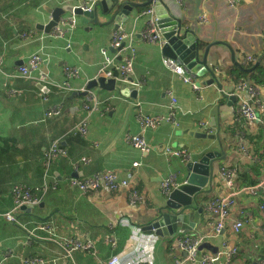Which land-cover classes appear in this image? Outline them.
I'll list each match as a JSON object with an SVG mask.
<instances>
[{
  "label": "crops",
  "instance_id": "1",
  "mask_svg": "<svg viewBox=\"0 0 264 264\" xmlns=\"http://www.w3.org/2000/svg\"><path fill=\"white\" fill-rule=\"evenodd\" d=\"M84 1L0 0V213L13 211L17 217L9 221L0 216V264H26L24 259L31 257L55 264H105L116 254L120 264H175L186 258V252L175 244L185 235L204 237L212 249H200L195 260L180 264H201L204 252L216 254L234 247L238 251L230 262L222 257L215 264H257L264 259V209L259 207L264 190L251 188L264 179V83H256L251 75L239 81L232 72L244 69L251 74L258 65L264 66V0H239L234 6L227 0H161L183 29L196 37L203 52L209 48L207 64L217 71L218 80L197 91L164 64L168 56L162 50L163 39L141 38L149 21L157 22L154 0L132 10L123 8L128 19L116 30L112 23L96 24L95 18L85 23L78 14L77 26L64 37L54 38L51 30L39 27L52 18L50 9L67 3L80 7ZM149 9L153 13H146ZM100 10L105 13L99 8V20L106 21ZM203 13L205 22L199 20ZM72 14L66 12L60 18ZM120 29L129 35L127 44L134 54L127 80L121 69L105 64L103 52L115 54L110 45ZM35 54L43 57L40 70L53 84L36 79L39 70L32 78L20 75L18 66ZM249 55L255 60L247 67ZM70 70L75 75H69ZM103 71H112L115 77ZM187 73L194 77L193 71ZM100 75L115 78L116 87L111 91L88 88L89 81ZM209 78L206 72L197 80ZM243 82L247 87L240 90ZM249 87L258 90L262 103L251 102L257 116L254 120L238 114L240 103L250 100ZM52 107L60 108V114L48 115ZM85 117L89 129L83 134L79 126ZM153 117L162 121L141 125ZM202 127L215 137L195 138L187 133L202 131ZM139 134L151 145L149 151L127 141L129 135ZM56 140L67 152L56 157L46 171L45 153ZM179 149L189 151L191 158L175 155ZM207 152L224 153V159L215 158L213 188L197 197L201 203L247 188L244 197L236 199L224 229L216 233L203 210L192 229L166 237L145 233L142 225L168 198L161 190L163 179L174 173L178 183L183 182L187 164ZM226 169L235 170L234 189L222 174ZM100 171L114 172L128 185L84 191L71 182ZM44 184L41 203L31 211L15 209V186L36 189ZM134 191L140 196L135 202ZM239 219L245 222L235 232L233 224ZM65 239L90 241L94 249H75L68 255L61 246ZM215 247L219 250L213 253Z\"/></svg>",
  "mask_w": 264,
  "mask_h": 264
},
{
  "label": "built area",
  "instance_id": "2",
  "mask_svg": "<svg viewBox=\"0 0 264 264\" xmlns=\"http://www.w3.org/2000/svg\"><path fill=\"white\" fill-rule=\"evenodd\" d=\"M97 0H87L81 4V8L83 10L90 11L93 8ZM155 3L157 0H154ZM180 1V0H178ZM230 6H234L239 0H227ZM146 13H153L152 9L146 11ZM199 20L202 22L206 21V15L203 13L199 16ZM78 23L77 14L73 12L72 15L64 16L59 18L57 24L52 28L50 31L51 35L54 38L64 37L69 30L75 28ZM26 38H29V35L24 34ZM129 35L125 32V30L120 29L113 35V40L110 45L111 48L115 50V54L110 56L106 53L105 54V64L112 65L115 68L121 69L123 72V80H127L128 77L130 78L132 72V59L134 54L129 49L130 46L127 44L129 41ZM141 38L146 41L157 42L162 40V35L160 30L158 29L157 22L153 18L149 21L147 27L141 32ZM264 43V38H263ZM124 44V45H123ZM117 57L121 58L124 62H118L119 60ZM246 64L251 63L255 60V58L251 55L247 56ZM43 61V57L39 54H35L29 58L26 63H22L18 66V71L20 75L23 77L32 78L33 72L35 70H39V75L36 77L41 83L44 84H53V80L50 79L48 74L43 70H40V65ZM164 64L170 70L178 73L183 77L186 82H189L195 91L199 90L200 85L195 81L192 75L187 73L186 68L182 63H180L177 59L171 57L164 58ZM106 76L115 77L112 71H103ZM69 75H75V70H70ZM129 81V80H128ZM247 87L245 82L239 84L238 88L244 89ZM249 99L250 100H243L238 108L239 117H243L248 120L257 119L256 113L254 108L251 105V102H255L258 105H262L260 98L258 97V90L255 87H249ZM173 102H176V99L173 98ZM88 107V106H87ZM48 115H58L60 114V108L52 107L48 110ZM174 114H171L170 119H173ZM162 121L160 117H153L151 119H146L141 122L142 126H154L155 124H159ZM202 126H206L205 123H202ZM89 129V121L88 117H85L84 121L80 124L79 130L85 134ZM127 141L131 143L134 147L139 148L143 151H149L151 149V145L147 142L145 137L141 134L139 135H129ZM168 151L170 149H167ZM66 148L60 144L59 140H56L52 143L50 148L45 153L44 164L46 167V171L49 170V165L51 162L58 156L66 155ZM175 155L182 156L184 160H188L191 158V154L187 150H177L175 151ZM256 159V158H255ZM86 161V158L82 159ZM139 163L135 162L134 165L137 166ZM222 174L226 180L227 185L234 189V176L235 170L233 169H226L222 171ZM71 182L75 185H78L84 191H98L103 186L107 187L109 190H116L120 187L127 186L128 181L123 179H119V177L111 171H100L93 174L91 177H80L77 176ZM178 184V176L176 174H171L168 177H165L161 183V190L164 194L168 195L171 190L176 187ZM47 185L44 184L43 187H38L36 189H32L25 185H17L14 187V198H15V209H21L22 207H29L35 206L42 201L41 192L46 190ZM251 189H262L264 190V179L256 184ZM134 191L132 193L133 202L140 199V196ZM245 193H247V188L242 187L239 189H234L229 195L227 196H216L212 199H208L204 201L203 208L208 213L210 221L214 225V230L216 233H219L225 227V223L227 219L230 217L231 211L233 206L236 204V199L239 197H244ZM259 207L264 209V203H259ZM0 216H3L6 220L9 221H17V217L13 211H6L0 213ZM245 220L239 219L233 224V228L235 232H239L244 225ZM43 228H46L43 226ZM204 237H195L191 235H185L177 238L175 244L177 247H180L183 251L186 252V258L175 261V264H180L184 260L190 259L195 260L199 254L200 246L204 242ZM112 243L114 244V240L111 239ZM61 246L64 248L65 252L69 255L75 249H83L91 251L94 249V245L90 241H79L76 239H65L61 242ZM237 248L234 247L230 251L225 252H217L216 254L210 253H203L200 256L201 264H215L222 257H225L228 262L232 260V258L237 253ZM24 262L26 264H55L51 261H48L43 258L39 257H31L25 258ZM105 264H120V257L119 255H113L109 260L105 262ZM257 264H264V260H259Z\"/></svg>",
  "mask_w": 264,
  "mask_h": 264
},
{
  "label": "water",
  "instance_id": "3",
  "mask_svg": "<svg viewBox=\"0 0 264 264\" xmlns=\"http://www.w3.org/2000/svg\"><path fill=\"white\" fill-rule=\"evenodd\" d=\"M152 0H147L143 3H134L129 0H99L91 11L83 10L81 7H77L73 4L67 3L63 6H58L49 10L52 14V18L48 23L39 24V27L49 32L54 27L60 16L66 12H74L81 15L80 18L83 22L89 23L92 19L96 24L104 22L105 24H114L115 30L118 29L122 21L128 19V14L123 11V8L132 10L135 6H146L150 4ZM110 3V5H109ZM99 8H104V12H101L106 21H100L98 14ZM157 14V24L162 34L164 43L162 50L168 57L177 59L184 65L187 71H193L194 79L199 85H204L218 80V74L216 70L209 67L207 64V55L209 48L206 47L204 52L196 41V37L191 34L187 29H183V25L180 20L171 15L170 11L162 4L161 0L156 1L155 6ZM102 16V17H103ZM111 17L108 19V17ZM124 45V44H123ZM111 50L115 51L113 48ZM242 67L241 65H239ZM253 70V68L249 69ZM206 72L211 75L206 81L199 82L198 76H203ZM41 85V84H40ZM99 86L100 88L111 91L116 87L115 78H106L100 75L94 79H91L88 83V88ZM231 97L237 98L232 95ZM202 131H189L187 132L191 137L195 138H214L215 135ZM216 157L224 159V153L220 156L217 152H207L197 161H190L187 164L188 175L186 179L178 183L174 187L168 198L157 207L155 213L151 216L150 220L146 224L142 225V230L145 233H153L161 237L170 236L179 233L181 230L192 229L200 222L201 214L204 210L201 200L197 199L203 193L212 191L213 188V171L214 161ZM22 209L31 211L33 206L22 207ZM211 248L210 242H203L200 249ZM214 248V247H213ZM219 249L215 247L213 253H216Z\"/></svg>",
  "mask_w": 264,
  "mask_h": 264
},
{
  "label": "trees",
  "instance_id": "4",
  "mask_svg": "<svg viewBox=\"0 0 264 264\" xmlns=\"http://www.w3.org/2000/svg\"><path fill=\"white\" fill-rule=\"evenodd\" d=\"M250 65H252V64L251 63H248L246 66L247 67H250ZM232 73H233V76L236 79H239V81L240 80H243V79H247V78L250 79V75H251L252 76V79L256 83H264V66L263 65H258L256 67V69L251 74H249L248 72H246L244 69H234ZM261 260H264V259H261Z\"/></svg>",
  "mask_w": 264,
  "mask_h": 264
},
{
  "label": "rangeland",
  "instance_id": "5",
  "mask_svg": "<svg viewBox=\"0 0 264 264\" xmlns=\"http://www.w3.org/2000/svg\"><path fill=\"white\" fill-rule=\"evenodd\" d=\"M53 28V27H52ZM52 30V29H51ZM256 161H257V158L255 159ZM201 204H203L204 205V202L203 203H201Z\"/></svg>",
  "mask_w": 264,
  "mask_h": 264
}]
</instances>
